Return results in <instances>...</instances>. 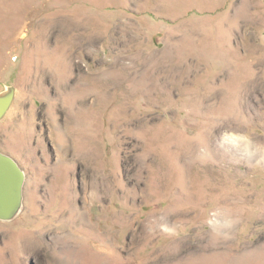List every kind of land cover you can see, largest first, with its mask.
I'll list each match as a JSON object with an SVG mask.
<instances>
[{
	"label": "rangeland",
	"instance_id": "rangeland-1",
	"mask_svg": "<svg viewBox=\"0 0 264 264\" xmlns=\"http://www.w3.org/2000/svg\"><path fill=\"white\" fill-rule=\"evenodd\" d=\"M6 87L0 264H264V0H0Z\"/></svg>",
	"mask_w": 264,
	"mask_h": 264
},
{
	"label": "water",
	"instance_id": "water-1",
	"mask_svg": "<svg viewBox=\"0 0 264 264\" xmlns=\"http://www.w3.org/2000/svg\"><path fill=\"white\" fill-rule=\"evenodd\" d=\"M13 87L0 92V119L14 98ZM9 154L0 151V219H11L22 207L25 173Z\"/></svg>",
	"mask_w": 264,
	"mask_h": 264
},
{
	"label": "bare ground",
	"instance_id": "bare-ground-1",
	"mask_svg": "<svg viewBox=\"0 0 264 264\" xmlns=\"http://www.w3.org/2000/svg\"><path fill=\"white\" fill-rule=\"evenodd\" d=\"M176 160V159H175ZM174 169V168H173ZM181 175V174H180Z\"/></svg>",
	"mask_w": 264,
	"mask_h": 264
}]
</instances>
